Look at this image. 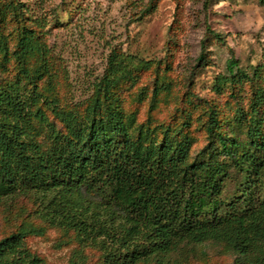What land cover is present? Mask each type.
<instances>
[{"label": "trees", "instance_id": "1", "mask_svg": "<svg viewBox=\"0 0 264 264\" xmlns=\"http://www.w3.org/2000/svg\"><path fill=\"white\" fill-rule=\"evenodd\" d=\"M157 4L150 0L143 14ZM54 24L51 14L25 1L0 0V198L34 196L41 218L100 247L103 259L95 264L147 263L184 241L222 243L234 253L233 264H264L260 69L248 72L229 59L228 74L214 87L229 90L236 103L231 129L208 102L207 142L197 152L188 136L147 142L129 129L122 85H134L156 66L155 107L166 84L159 65L113 50L92 93L69 101L60 94L49 42ZM241 84L252 87L249 116L238 96ZM43 233L24 221L2 236L0 264H53L26 245L28 236ZM70 264L87 262L79 254Z\"/></svg>", "mask_w": 264, "mask_h": 264}, {"label": "rangeland", "instance_id": "2", "mask_svg": "<svg viewBox=\"0 0 264 264\" xmlns=\"http://www.w3.org/2000/svg\"><path fill=\"white\" fill-rule=\"evenodd\" d=\"M22 1L54 18L49 42L56 57L60 94L69 101H83L92 93L113 50L159 65L166 84L155 107L150 103L156 66L139 74L134 85H122L129 129L134 137L142 134L147 142H158L164 135L174 139L188 136L197 152L207 142L203 122L208 102L219 110L223 128L231 129L228 121L234 118L236 103L229 90L214 87L219 75L228 74L231 57L248 72L258 67L263 76L258 84L264 88L261 0H158L156 9L148 14L143 11L150 0ZM201 54L204 58L199 60ZM169 84V90L165 89ZM240 86L238 96L249 116L252 87ZM259 113L264 127V100ZM237 182L235 178L228 185L231 195ZM262 189L264 194V186ZM38 203L34 196L22 194L0 198V238L30 221L44 227V233L28 236L26 245L48 262L70 264L79 254L87 264L103 259L99 246L82 243L74 230L41 218ZM234 257L222 243L184 241L160 259L142 264H233Z\"/></svg>", "mask_w": 264, "mask_h": 264}]
</instances>
